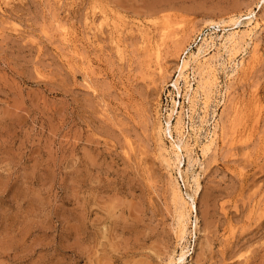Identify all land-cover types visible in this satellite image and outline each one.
<instances>
[{
    "label": "rangeland",
    "instance_id": "374dc122",
    "mask_svg": "<svg viewBox=\"0 0 264 264\" xmlns=\"http://www.w3.org/2000/svg\"><path fill=\"white\" fill-rule=\"evenodd\" d=\"M249 10L262 18L257 55L241 52L249 65L230 80L226 54L212 51L206 107L190 66L191 106L183 81L180 94L169 86L182 50L210 36L207 20L227 32ZM104 14L116 41L95 27ZM138 24L162 43L161 73ZM172 100L189 145L181 174L158 130ZM214 119L217 146L202 157ZM192 175L198 222L182 264H264L262 0H0V264H164L178 250L172 179L186 199Z\"/></svg>",
    "mask_w": 264,
    "mask_h": 264
},
{
    "label": "bare ground",
    "instance_id": "6f19581e",
    "mask_svg": "<svg viewBox=\"0 0 264 264\" xmlns=\"http://www.w3.org/2000/svg\"><path fill=\"white\" fill-rule=\"evenodd\" d=\"M262 1L264 2V0ZM241 17H243V15L240 14L237 17L234 16L230 19L229 22L232 25V28L230 27L231 29L227 32H224V29H225L224 27L226 24L224 23V21L207 20L206 23L208 24V26L212 27V32L210 33V36L201 38L194 47L193 46L191 47L188 45L182 50V53L180 54V57H179V62L176 65L177 76L176 78L171 80L172 83H170L169 86H171L174 90H176L177 94H180L178 84L181 81H183V83L185 84V88H186L185 96H187L188 98L187 100L190 102L191 106L194 104L193 102L194 100H192L193 96H191L193 88H192V84L190 83V80H188V75H187V71L190 68V66H192L191 67L192 76L195 78V82L197 84L196 89H200L201 92L203 93L204 97H203L202 104L204 107H206L207 104H209L208 100L210 98V94L212 93L213 89L216 87V84H217L215 68H213L212 66V59H214V56L211 54L212 51L215 52L214 49L218 51L222 50L226 54V57H227L226 61H228L227 63L228 65H230L229 67L230 72L227 74V76H228V79L230 80L233 79L234 76L240 70H245V68H247L249 65V62L248 61L246 62L243 58L240 61L237 60V56L240 55L241 52H245L246 50H248L247 48L250 47L251 48L250 53H252L251 59L255 58V56L257 55L256 54V50H257L256 36L258 34V31L261 29L262 18H258L257 14L254 11L249 10V12L245 16V19L247 20V22L245 23V25H241ZM110 19L109 17H107V15L104 14L100 18L99 22L95 25V27L97 29H101L104 25H106V27H109L110 32L116 35L115 36L116 38L113 37V39L115 40L117 39V36H119L118 34L122 30L119 28V24L118 25L115 24V21L113 22ZM118 21H119V18H118ZM124 21L125 20H123V22ZM152 22H151V25L155 23L154 20ZM163 22L165 23V21ZM93 23H92V26H93ZM124 24H126V22ZM162 24L163 23L159 24L161 25L160 27H163ZM221 26L223 27L222 28L223 33L218 35L217 28ZM136 27H137L136 31H138V33L141 36L142 43L145 44V46L148 48L147 50L149 54L148 57L153 56L152 61H155L154 63L156 66L155 67L156 71L161 73L163 71L161 60L163 59H162V54H161V44L162 43L160 41L162 38H164L162 35L165 36V34L163 33L161 34L163 30L160 28L161 32L160 33L158 32L159 35L161 34L159 38L162 36L161 39L159 40L160 42L159 44L157 40H154V38L149 37L150 33L154 32L153 29L151 30L149 26L138 24L136 25ZM243 27H245V29H242ZM167 28L168 27H166V29ZM163 29H165V25ZM164 31L166 32V30ZM115 47L119 49L117 50V52L119 51L120 53L121 46L118 43H116ZM118 56L120 55L118 54ZM218 65L225 66L223 59H222V62L218 63ZM227 90H228V86L225 85V92ZM176 103H177L176 101L172 100V107L169 109V112L167 114V120L164 122L165 125L163 127L158 126V130L160 131L159 133H162L165 137H168L170 139V152L167 151L165 148H161V150L163 151L160 150L161 152H164V155H163L164 163H166L168 167L174 166L178 171L177 173L181 174L182 172L181 166L184 161L183 152L185 151L186 154L188 153L189 145L184 140L185 139L184 133L186 131V129H184L185 120H183V118L180 116L181 112L176 109V106H177ZM223 103H224V100H223ZM173 114H176V121L174 125H172L171 123L173 119L172 118ZM214 120L215 122L212 125V129L210 128L211 131H209L208 136H206L204 141L200 143L202 157H206L208 154H210L211 151H213V149H216V146H217L216 140H217V137L219 136V130L221 131L222 128L220 126L219 119H214ZM173 128H174L175 135H176L175 138L172 134ZM197 128L194 129V126L191 127L192 131H200V129L198 128L197 130ZM195 133L196 132H194V134ZM222 134H225V133H222ZM222 139L220 140L222 141ZM194 162L195 163L198 162V159H192L190 156H188V165L192 166ZM191 181L193 183V185H191V188H192L191 193L187 194V198L185 199L183 196V193L181 192L177 184V181L175 179L174 180L172 179V200L176 205L175 206L176 222H175L174 231L177 236L178 250L172 252V254L168 256L164 264H182L186 260V258L192 254V252L190 253V249H189L190 245L188 246L187 236L190 233V236L193 237L194 233L192 231L195 230L196 222H198L197 218H195L193 221L192 220L193 218L191 219V215L192 213L196 211V198L198 197L201 190H200V183H199L198 175H192ZM189 224L191 225V228H192L190 232L188 229Z\"/></svg>",
    "mask_w": 264,
    "mask_h": 264
}]
</instances>
